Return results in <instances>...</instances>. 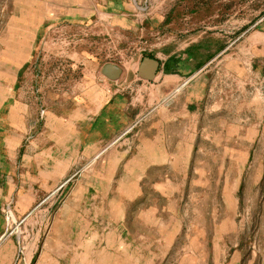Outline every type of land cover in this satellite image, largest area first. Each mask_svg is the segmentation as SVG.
<instances>
[{
	"label": "rangeland",
	"instance_id": "374dc122",
	"mask_svg": "<svg viewBox=\"0 0 264 264\" xmlns=\"http://www.w3.org/2000/svg\"><path fill=\"white\" fill-rule=\"evenodd\" d=\"M81 9L94 14L91 20L102 19L98 9L112 10L104 15L112 25L102 29L115 39L95 34V22L86 27L72 16ZM251 65L264 71V0H0V188L8 171H18L40 189L39 195L18 197L16 190L0 200V264H25L27 251L47 246L53 219L63 215L82 175L126 147L104 143L99 158L85 160L78 145L71 160L65 151L70 145L54 142V120L95 101L82 87L93 82L84 80L90 73L122 67L132 75L119 80L123 91L137 96L120 99L142 107L151 98L142 96L141 84L157 83L158 72L206 82L241 79ZM142 117L136 115L135 123ZM262 124L232 128L230 138L215 129L193 169L169 176L179 188L183 223L165 264H264ZM42 171H55L54 188L42 186ZM8 201L17 225L6 223ZM7 240L14 241L12 248Z\"/></svg>",
	"mask_w": 264,
	"mask_h": 264
},
{
	"label": "crops",
	"instance_id": "0c3cea01",
	"mask_svg": "<svg viewBox=\"0 0 264 264\" xmlns=\"http://www.w3.org/2000/svg\"><path fill=\"white\" fill-rule=\"evenodd\" d=\"M100 14L102 19L91 20L94 14L81 9L72 16L87 22L86 27L95 22V34L110 35L102 27L111 24L107 18L113 11L98 9L95 15ZM107 35L105 39H109ZM131 76L115 66L90 73L84 80L93 82H83L82 87L85 96L96 97L93 104H81L80 109L54 120V142L70 145L65 151L71 160L77 159L78 145L80 159L85 160L99 158L104 143L126 147L113 151L96 169L82 175L63 215L53 219L55 232L49 235L47 246L27 251L25 264H165L183 223L179 188L169 176L193 169L199 150L207 151L205 145L214 141L210 137L217 135L215 129L230 138L232 128L263 125L264 71L254 70L253 65L241 79L206 82L185 73L158 72L157 83L141 84L145 89L142 96L151 98L142 107L120 99L137 96L135 91H123L126 86L119 81ZM139 113L143 117L136 124ZM29 176L8 171L0 200L16 190L18 197L25 192L39 195L40 189ZM38 176L47 190L55 187V171H42ZM13 244L6 241L8 248Z\"/></svg>",
	"mask_w": 264,
	"mask_h": 264
},
{
	"label": "built area",
	"instance_id": "2783aa9c",
	"mask_svg": "<svg viewBox=\"0 0 264 264\" xmlns=\"http://www.w3.org/2000/svg\"><path fill=\"white\" fill-rule=\"evenodd\" d=\"M3 212L7 224L15 223V225H17L16 220L14 219L15 217H14V209H13L12 201H8L4 204Z\"/></svg>",
	"mask_w": 264,
	"mask_h": 264
}]
</instances>
